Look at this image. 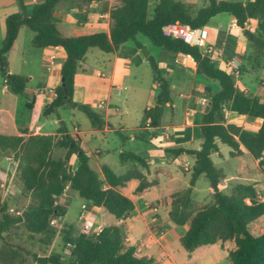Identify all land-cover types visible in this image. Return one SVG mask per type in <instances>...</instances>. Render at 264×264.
I'll list each match as a JSON object with an SVG mask.
<instances>
[{"label": "trees", "instance_id": "16d2710c", "mask_svg": "<svg viewBox=\"0 0 264 264\" xmlns=\"http://www.w3.org/2000/svg\"><path fill=\"white\" fill-rule=\"evenodd\" d=\"M66 0H44L33 6L27 14L21 5L19 12L8 15L4 20V34L0 46V75L8 91L14 95L23 94L27 78L8 72V54L22 27L33 32L31 44L38 49L60 47L65 59L61 64L60 76L64 78L55 87L52 101L45 107L44 116L55 114L60 124V141L53 135L31 133L7 135L0 133V155L11 154L23 186V194L29 203L22 212L11 211L0 196V264H26L28 257L36 264H155L152 257L140 253L134 246L127 245L121 227L112 224L92 235L81 233L72 240L73 226L60 231L65 244L71 246L72 259L62 262L59 254L39 256L15 244L8 233L23 227L30 239L39 235V242L49 246L58 231L50 221L59 220L66 214V207L57 199L65 188L75 191L84 201L102 208L116 220L134 210V203L124 193L134 182L132 194L141 195L158 186L156 178L149 179V164L139 154L129 151L119 153V162L125 166L121 174H115L107 165L98 173L89 166V156L78 142L67 132L60 120V109H76L83 113L92 129L101 130L103 116L90 106L73 100L74 79L86 52L91 48L111 54L126 43L133 42L142 48L136 37L141 35L164 56L175 60L178 56H189L195 66V79L203 85L202 97L207 101V110L199 124L201 143L199 149L175 150L173 162L178 163L181 154L191 156L188 187L169 195V221L175 226L188 225L179 238L181 247L188 253L213 244L234 243V249L227 252L230 264H264V232L254 235L250 229L253 223L264 216V203L258 198L256 189L249 184H231L230 194L221 192L225 172L211 159L218 152V143L226 145L231 158L248 155L264 173V102L258 97L239 89L234 74L218 66L207 54L196 46L180 39L165 36L162 28L169 24L188 25L203 28L218 14H228L241 30L245 44H237L232 54L239 57V73L244 66L255 64L261 68L264 60V0H206V5L195 13L178 0H157L153 14L148 18L149 0H114L108 9V31L97 29L87 34L66 35L53 20L52 12ZM72 1V0H71ZM249 21H255L254 31L245 30ZM252 53H247V48ZM156 67L152 69L157 71ZM158 72V71H157ZM158 91L154 104L143 110L142 123L151 129L161 125L165 110H172L173 98L169 81L159 73L154 77ZM229 105L230 113L259 120L256 134L244 132L233 123H224L222 106ZM155 136V133H152ZM65 150L62 158H54L55 147ZM72 156L76 157L74 169L69 168ZM0 168V176H1ZM203 176L209 185L212 202L197 207L192 192L198 179Z\"/></svg>", "mask_w": 264, "mask_h": 264}, {"label": "rangeland", "instance_id": "374dc122", "mask_svg": "<svg viewBox=\"0 0 264 264\" xmlns=\"http://www.w3.org/2000/svg\"><path fill=\"white\" fill-rule=\"evenodd\" d=\"M178 1L189 6L192 13H195L206 5V0ZM242 1L245 2L249 0ZM156 3L157 0H149L147 10L148 18L152 16ZM19 11L18 9L17 11L13 10L11 12L16 13ZM59 28L69 36L87 34L90 32L82 29L69 31L62 26ZM254 28L255 21H249L245 26V30L251 32L254 31ZM203 29L208 34L206 43L213 44V51L209 56L215 61H217V59L227 61L225 56L231 54L237 44L246 45L241 30L234 26L231 17L226 13L218 14L211 18ZM3 30L4 25L0 23V46L3 39ZM32 37L33 32L26 27H22L14 47L8 56V70L11 74H17L28 79L26 83L27 90L23 94L18 95H14L10 92L2 94L0 108L13 113L19 127H24V129L21 128V132L25 136L31 133L35 134L37 131L35 126H29L30 120L34 123H39L43 120L46 121L42 131L52 133L51 135L55 137V141L57 142L61 139L58 118L55 114L44 116L43 111L47 104L44 102L41 103V101L46 99L44 96H54L55 88L42 92L38 91L40 84H43L48 77L49 71L46 69V52L43 49L32 46ZM136 39L142 44V48L147 46L146 49L148 53L153 56L154 61L157 63L158 73L169 81L173 105L175 102L177 112L174 111L173 105L172 110L167 108L158 132H154L155 136L159 139V143L156 144V147L161 150L160 154L157 155V158L153 162L155 165L154 167L160 169L159 171L164 170L166 172L164 173L165 176L171 175L172 182L169 184L167 181L166 186L162 185L158 188V193H162V196L158 200L147 202L144 206L147 212H145L146 214L143 219H137L133 230L129 231L127 234L125 233L126 226L124 228L121 227L123 235H127V237L131 238L128 241V244L131 246L137 244L139 239H147V226L145 222H150V217H152V219L158 220L159 223V226L153 228L155 236L153 242L160 248L162 247L169 251V254H165L164 252L163 258L167 259L170 264H230L225 257L228 251L234 249L233 242L203 246L196 249L192 254H188L181 247L179 242V237L185 233L188 225H173L169 221L168 209L166 208L168 191L171 190L174 192L188 187L190 177V167L186 170L185 168L187 165L184 164V162H179V160L178 163L173 162V157L175 156L174 151L178 149H191L199 145L200 133L198 128L200 119L202 114L207 110V108L203 111L200 109H193L194 103L198 101L199 98H203V93L201 91L203 86L196 82L192 59L190 57L178 56L175 60H171L163 55L164 52L162 50L153 47L143 36L137 35ZM135 49L134 43L130 41L124 43L121 47L119 55L130 61L129 77L120 84L121 90L118 92L115 88H111V91L108 92V83L106 80L99 82V86H97L98 89L95 90L97 96H99V99L102 101L107 100V94L109 93L110 97L108 100L119 106L120 116H122L121 118L127 130H119L117 133H104V135L101 133L91 134L89 132L91 130V125L83 113L76 109L59 110L60 120L64 122L67 132L78 144L77 132H79L78 136L84 142L80 147L84 152L88 150L91 151L89 166L98 173L99 177H101L98 167L100 165L99 162L106 164L115 174H121L124 170V166L119 162V152H140L138 150L141 149L142 145L137 142V140H139L137 135L141 138H150L152 135V132L149 131L151 129L144 125L141 120L143 110L154 104L158 86L154 80V72L146 61L142 51L141 54L136 56L133 52ZM246 51L249 54L252 53L249 47ZM112 60V54H107L101 52L97 48H92L80 62V69H84L85 72L87 71L93 74L103 72L105 75L109 69V61L111 62ZM254 66L255 64H252L251 67L249 64H246L244 66V73H239V70L237 75L233 73L236 77V86L258 97L264 102V60L260 63L261 68H255ZM78 73L80 72L78 71ZM5 87L4 78L0 75V95ZM86 93L80 92L79 95H76V100H73L80 104L88 105L93 110L99 112L104 118L105 127L107 125L105 113L93 104L92 99H90L88 93ZM206 106L205 104L204 107ZM2 113L3 115H7L6 112ZM222 113L224 115L225 124L233 123L238 125L244 132L256 134L260 123L259 120L230 113L228 104L222 106ZM104 127L101 130H103ZM135 127L141 128L139 132L133 134L135 140L125 141L123 137L129 139L132 135L131 129ZM218 147V152L212 154L211 159L216 166L222 167L225 172L224 187L221 192L225 195L230 194L231 184L235 182L249 184L256 189L259 200L264 203V173L258 170L256 162L248 155L231 158L229 155L230 149L226 145L218 143ZM98 149L110 150L102 161H100V155L97 152ZM64 153L65 150L57 146L53 151V157L56 159L62 158ZM2 164H4V172L2 171L0 176V196L13 212L18 211L20 213L29 203V198L22 193V182L18 176L16 164L13 162L12 155L7 153L0 155V168H2ZM74 167L75 164H73V161L70 159L69 168L74 169ZM156 173L153 170L154 176L157 175ZM5 183L6 185L8 184L9 187H4ZM153 189L157 188L155 187ZM146 195L148 196V194ZM136 196L137 199L140 198L139 195ZM192 199L198 208L212 202L208 181L203 176L196 182L192 192ZM61 202L66 207V214L63 218L59 219L58 222L56 220L55 224L52 225V227L58 231V234L49 246L40 244L39 235H35L34 238L30 239L21 226L18 229L10 231L8 237L15 244L28 249L31 253H36L39 256H48L49 254L55 253L61 255L63 263L69 262L72 259L70 256L71 246L65 244L60 231L66 230L67 226H73L74 232H72L71 239H76L82 233L81 226L84 218H80V216H86L87 207H85V209L82 210L83 213H81V205L85 204V201L80 198L75 191L69 188L65 190ZM136 203H138V201H136ZM100 212L102 215L97 214L96 225L94 224V228L90 232L85 233L86 235H92L94 232H97V227L100 228L98 223L107 227L111 226L114 224V221H116V219L106 211L101 210ZM156 221H153V223ZM250 229L254 235L263 233L264 216L253 223ZM166 234L168 235L169 243L168 246L166 245L163 247L161 244H164L163 239ZM1 243L2 241L0 240V245ZM26 264L36 263L32 261L31 257H28Z\"/></svg>", "mask_w": 264, "mask_h": 264}, {"label": "crops", "instance_id": "0c3cea01", "mask_svg": "<svg viewBox=\"0 0 264 264\" xmlns=\"http://www.w3.org/2000/svg\"><path fill=\"white\" fill-rule=\"evenodd\" d=\"M43 1L44 0H0V23L1 24L3 23V25H4L5 18L8 15L13 14V12H11V11H13V10L17 11L18 9L21 10V5L24 8V10L26 11V13L29 14L34 5L41 3ZM83 1H85V2H83ZM113 1L114 0H72V1L66 0V1H62L58 4V6L52 12L53 20L58 25V27L62 26L65 29H68L69 31L75 30V29H82V30H87L90 32L95 31L97 29L108 31L109 16H108L107 11L111 7ZM249 1H251V0H249ZM231 21L234 23V20L232 18H231ZM234 26H235V23H234ZM204 27H206V26H204ZM20 30H19V32H20ZM3 34H4V32H3ZM18 35H19V33H18ZM14 44H15V42H14ZM122 45L118 48V50L116 52L111 53L113 56V60L111 62L109 61V69L107 70L105 75L103 74V72H98L97 74L88 73L87 71L85 72L84 69L83 70L80 69V66H79V70H78L80 73L77 72V74L75 75L74 87H73V99L76 100V95L77 94L79 95L80 92H85V93L87 92L89 95L88 97H90V99H92L93 104L96 107L100 108V110L105 113V119H106L107 125L104 127L103 130H95V129L91 128V130L89 131L91 134L101 133L102 135H104V133H111V132L117 133L119 130L120 131L127 130L126 127L124 126L123 119L121 118L122 116H120L119 106L111 103L110 100H108L110 97L109 93L107 94V100L102 101L99 99V96H97L96 91H95L98 89L97 86H99V82L106 80L108 83V85H107L108 92L111 91V88H115L119 92L121 90L120 84H122L124 82V80L127 77H129L130 61L119 55ZM209 45H212L211 47H213V44L210 43ZM13 47H14V45H13ZM13 47H12V49H13ZM146 48H147V46H146ZM43 50L46 52L45 53L46 62H47V59L49 56H54V61H53V64H52L50 70H47V71H49L48 77L46 78V80L44 81L43 84H40V86H39L40 88H38V91H41V92L44 90H48V89L49 90L54 89L56 86H58L61 83V81H60V79H61L60 68H61L62 62L65 59L64 52L62 51V49L60 47L46 48ZM88 51L86 52V54L88 53ZM133 52L136 56H138V54H141V51L138 48H136ZM8 56H9V54H8ZM182 57H187V56L182 55ZM223 58H224V54H223ZM225 58H227V61H224L223 59H217L216 62H218L217 64L219 67L224 68V69L229 71V69L227 68V64L231 61H236V62L238 61L240 63V66H241V60L236 55H234L232 53L227 54L225 56ZM211 59L214 60L212 57H211ZM193 70L195 72V66L193 67ZM8 72L11 73L9 70H8ZM171 88H172V86H171ZM26 90H27V87L25 88V91ZM1 92L2 93L0 95V99L3 96L2 94H6L9 91L5 87ZM35 96H38V95H35ZM44 97L46 99L41 101V103L44 102L47 105L53 99V97H50V96L49 97L44 96ZM199 100L194 103L193 109H195V110L200 109L201 111H203L204 109L207 108V106L204 107L205 104L207 105V101L204 98H201V99L199 98ZM173 106H174V111H176L177 108H176L175 102H174ZM2 112H6L7 115H3ZM45 124H46V121H44V120L40 121L39 123H34L31 120L29 122V126H35V129L37 130L35 132V134L51 135L52 133L42 131V128L44 127ZM21 128L24 129V127H19L17 120H16V118L12 112H10L6 109L0 108V133L7 134V135H23V133L21 132ZM149 129H151V128H149ZM29 130H30V128H29ZM139 130H141V128H138V127L131 129V132H132L131 137L129 139L126 137H123V139H125V141H130V140L134 141L135 137L133 136V134L136 132H139ZM158 130H159V128L156 130L151 129L149 131L154 133V132H158ZM78 133L79 132H77V137H78L79 146H80L81 144L83 145L84 142L79 138ZM137 137L139 138V140H137V142H139L142 145V147H141V149L138 150L140 152H134V153L139 154L148 162V164H149V175H148V177H149V179L156 178L158 180L159 184H158V186H156L157 189H153V188H155V187H153V188L145 191L141 195H139L140 196L139 199H137L136 195L132 194V189H133L135 183L132 182L129 185L128 189L126 190V192L124 194L128 198H130L132 200V202L134 203V210L125 214V216L122 219L114 221V224H116L122 228H124L126 226V232L125 233H127V234L129 233V231H131L135 228V225H136L138 218L139 219L144 218V215L146 214L145 212H147L145 210L144 206L147 204V202H149L151 200L155 201V200L160 199V197L162 196V193H158V190H159L158 188H160L162 185L166 186L167 181L169 184L172 182L171 181L172 180L171 175L165 176L164 173H166V172L164 170L159 171L160 169H158L157 167H154L155 165L153 164V162L157 158V155H159L161 152V150L158 149V147H156V144L159 143V139L157 138V136L151 135L150 138L149 137L141 138L139 135H137ZM199 139H200V142H199V145H200L201 135H200ZM180 142H183V141H180ZM188 143H190V142H188ZM199 145L197 147H193L191 149H199ZM97 152L100 155V157H99L100 161H102L107 156V154L110 152V150L98 149ZM85 153L89 157L91 156L90 150H88ZM71 160L73 161V164H75V166H76V164H77L76 157L72 156ZM178 160H179V162L182 161V162H184V164L187 165L185 168L186 170L189 167L191 168V166L193 164V158L191 156H187L185 154H181V156L179 157ZM161 163H164V162H161ZM99 164L100 165L98 167H99V171H100V167L102 165H106V164L101 163V162H99ZM1 166H2L1 171H3L4 164H2ZM124 169H125V166H124ZM153 170L155 173L157 172L156 176H154ZM5 186H8V184L6 185V183H5L4 187ZM66 189H68V186L65 188V190ZM65 190H64L63 194L57 199V202L63 206H64V204L61 201L63 200ZM172 192L173 191L170 190L167 193L168 199H167L166 208L168 209V211H169V195ZM146 194H148V196ZM136 201H138V203H136ZM82 206L87 207L86 217H88L90 220H92L94 222V224L96 225L97 214L102 215V213L100 211L103 209L95 207L90 202L85 201V204L81 205V213H83ZM17 213H19V212L17 211ZM80 218H81V216H80ZM58 221L59 220H57V222ZM153 221H156V219H152V217H150V222H145V225L147 226L148 238L147 239H139L138 243L133 245V246L139 252H142L143 255H145L147 257H152L154 259L155 264H170V262H168L167 259L163 258L164 252H165V254H169V251H167V249H163L162 247L160 248L159 246L155 245L153 242L154 237H155L154 233H153V228L159 226L158 220L154 223H153ZM98 225L100 226L101 229L104 227L100 223H98ZM187 229H188V227H187ZM187 229H186V231H187ZM124 236H125L126 244L129 245L128 241L131 238L127 237V235H124ZM167 236L168 235L166 234L165 238L163 239L164 244H161L163 247L166 245L168 246L169 239Z\"/></svg>", "mask_w": 264, "mask_h": 264}, {"label": "built area", "instance_id": "2783aa9c", "mask_svg": "<svg viewBox=\"0 0 264 264\" xmlns=\"http://www.w3.org/2000/svg\"><path fill=\"white\" fill-rule=\"evenodd\" d=\"M162 32L165 36L174 38V39H180L191 46H196L202 50L204 54H211L212 53V47L211 45L207 44V38L208 34L203 28H191L188 25H181V24H169L165 25L162 28ZM189 57V56H187ZM54 61V56H49L47 59V70H50L52 64ZM240 67V63L237 61H231L227 64V68L230 72L237 75L238 70ZM85 209V206H82V210ZM81 218H84V221L81 226V232L88 233L94 228V222L90 220L85 215H81ZM55 219L50 221V225L55 224ZM98 231L101 229L97 227Z\"/></svg>", "mask_w": 264, "mask_h": 264}, {"label": "water", "instance_id": "95a60500", "mask_svg": "<svg viewBox=\"0 0 264 264\" xmlns=\"http://www.w3.org/2000/svg\"><path fill=\"white\" fill-rule=\"evenodd\" d=\"M141 51H142L143 55L145 56L146 61L149 63L150 67L152 69H155L156 64H155V61L153 59V56L148 53L146 47H143ZM153 72H154V77L157 78L158 75H159V73L156 70H154ZM60 81H61V86L64 88V91L66 92V90H65V84H64V78L61 77Z\"/></svg>", "mask_w": 264, "mask_h": 264}]
</instances>
